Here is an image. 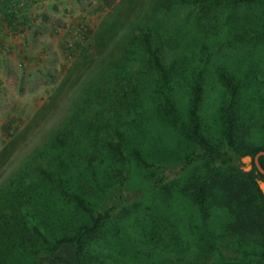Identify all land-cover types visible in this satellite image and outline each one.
Returning a JSON list of instances; mask_svg holds the SVG:
<instances>
[{
    "label": "trees",
    "instance_id": "1",
    "mask_svg": "<svg viewBox=\"0 0 264 264\" xmlns=\"http://www.w3.org/2000/svg\"><path fill=\"white\" fill-rule=\"evenodd\" d=\"M35 2L2 0L11 31ZM143 14L0 188V264H264V174L236 162L264 151V0Z\"/></svg>",
    "mask_w": 264,
    "mask_h": 264
},
{
    "label": "rangeland",
    "instance_id": "2",
    "mask_svg": "<svg viewBox=\"0 0 264 264\" xmlns=\"http://www.w3.org/2000/svg\"><path fill=\"white\" fill-rule=\"evenodd\" d=\"M161 1L117 0L100 10L101 0H36L22 12L15 4L10 11L33 20L30 28L15 33L5 21L0 0V188L25 167V157L48 142L105 61L119 54L125 32ZM233 14L248 15L242 10ZM75 41L80 48L70 55L67 48ZM236 160L249 170L252 161ZM222 250L232 256L231 246ZM200 261L217 264L214 256Z\"/></svg>",
    "mask_w": 264,
    "mask_h": 264
},
{
    "label": "water",
    "instance_id": "3",
    "mask_svg": "<svg viewBox=\"0 0 264 264\" xmlns=\"http://www.w3.org/2000/svg\"><path fill=\"white\" fill-rule=\"evenodd\" d=\"M263 155H264V151H261L254 158H252L250 155H248V156L243 157L242 160L245 162L254 161L255 165L260 170V172L264 174V169L261 166L260 161H259L260 156H263ZM251 168H252V165L250 164L248 169L250 170ZM260 188L264 194V181H260Z\"/></svg>",
    "mask_w": 264,
    "mask_h": 264
}]
</instances>
